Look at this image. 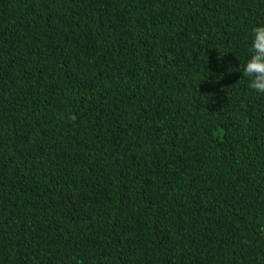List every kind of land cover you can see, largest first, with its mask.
<instances>
[{"label":"trees","instance_id":"16d2710c","mask_svg":"<svg viewBox=\"0 0 264 264\" xmlns=\"http://www.w3.org/2000/svg\"><path fill=\"white\" fill-rule=\"evenodd\" d=\"M264 0H0V264H264Z\"/></svg>","mask_w":264,"mask_h":264},{"label":"clouds","instance_id":"9594fccd","mask_svg":"<svg viewBox=\"0 0 264 264\" xmlns=\"http://www.w3.org/2000/svg\"><path fill=\"white\" fill-rule=\"evenodd\" d=\"M242 76L249 78V87L264 94V26L253 29L251 55L242 69Z\"/></svg>","mask_w":264,"mask_h":264}]
</instances>
